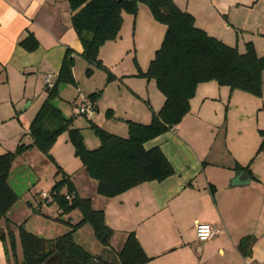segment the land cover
Segmentation results:
<instances>
[{
    "label": "crops",
    "instance_id": "1",
    "mask_svg": "<svg viewBox=\"0 0 264 264\" xmlns=\"http://www.w3.org/2000/svg\"><path fill=\"white\" fill-rule=\"evenodd\" d=\"M174 1L181 10L193 15L195 25L209 35L238 50L240 45L252 42L257 53L264 51V0ZM72 15L67 0H0V155L32 141V117L47 97L45 77L59 72L67 50L75 52L76 64L82 59L83 45L73 27ZM165 33L166 26L154 18L145 4H140L136 15L123 13L119 37L106 42L99 52L115 78L89 92L101 91L92 116L97 117V125L125 137L127 120L148 124L153 114L160 111L165 96L155 80L136 74L139 69L148 70ZM29 35L38 42L33 51L20 44ZM32 85L34 89L29 91ZM228 88L215 81L199 84L191 110L181 123L145 144L147 149L160 147L175 169L174 175L162 182H147L117 197L106 198L98 194L97 181L83 165L75 161L78 170H70L59 164L70 175L78 195L90 198L94 209L104 211L107 224L114 231L111 242L119 235L117 251L127 235L134 232L150 258L145 264H264V183L249 169H243L248 168L245 155L252 154L258 141L255 138L249 148L243 149L247 151L244 155L214 151L209 145L214 135L212 123L220 109V103L215 108L211 104L219 99L230 102L236 97L237 110L243 108L244 102L260 105L259 101ZM32 108L31 115H27ZM92 118L87 120L94 122ZM74 126L84 133L77 126L76 117ZM261 129L264 126L258 128ZM92 143L93 149L100 146V140ZM242 173L249 178L244 176L245 181H241ZM59 179L60 176H54L53 180ZM87 182L91 192L85 189ZM198 225H209L218 232L202 240ZM0 226L6 227L4 220ZM14 234L19 247V231ZM247 236L252 237L249 256L238 248ZM14 263L7 241L0 238V264Z\"/></svg>",
    "mask_w": 264,
    "mask_h": 264
},
{
    "label": "trees",
    "instance_id": "2",
    "mask_svg": "<svg viewBox=\"0 0 264 264\" xmlns=\"http://www.w3.org/2000/svg\"><path fill=\"white\" fill-rule=\"evenodd\" d=\"M72 15V23L82 45L81 56L89 65L105 68L99 57L101 47L119 37L123 26V13L136 15L140 4L147 5L154 18L166 26V33L160 48L151 61L148 70L139 69L137 77L155 80L158 89L165 96V103L154 113L148 124L127 120L128 135L119 136L108 132L92 120L90 127L100 140V146L89 149L80 128L74 126V116L67 117L56 100L60 98L64 85H76L74 76L75 52L68 49L63 59L57 79L52 88L46 87L47 97L32 120L29 136L32 141L20 143L16 150L0 155V238L10 240V247L16 255L18 243L8 214L17 203L19 196L10 184V175L18 157L32 149L51 157L50 152L57 139L68 132L69 140L75 148V156L80 159L88 175L97 181V192L106 198L117 197L141 184L162 182L173 176L175 169L158 146L147 149L145 144L181 123L191 110V100L201 83L215 81L231 90H241L256 97L263 95L264 55H258L252 42L246 43L245 52L209 35L195 25L190 13L181 10L174 0H67ZM27 51L37 48L33 35L20 42ZM138 66L137 62H135ZM90 75L92 69H87ZM110 74L108 80H114ZM100 92L88 96L93 105ZM110 115V110L107 116ZM262 138L257 154L264 151V129L259 130ZM243 169H248L244 167ZM57 176L50 194L65 212L80 210L81 220L72 231L57 238L47 239L25 230H19V244L22 249L23 264H44L54 260V264H88L94 257L74 239V231L89 223L95 236L104 245H110L114 235L107 224L103 210L93 208L90 198L78 195L70 175L58 166ZM63 188L67 189L62 194ZM67 196H71L67 199ZM8 232V233H6ZM252 237L243 238L238 246L241 253L249 256ZM97 260L103 264H145L150 258L145 254L134 232L127 235L124 245L118 251L117 262Z\"/></svg>",
    "mask_w": 264,
    "mask_h": 264
},
{
    "label": "rangeland",
    "instance_id": "3",
    "mask_svg": "<svg viewBox=\"0 0 264 264\" xmlns=\"http://www.w3.org/2000/svg\"><path fill=\"white\" fill-rule=\"evenodd\" d=\"M239 48L240 52H245L246 45H240ZM258 53L264 55V51L262 50H259ZM74 68L76 85H64L61 89L60 98L55 103L58 107H63L66 116H72L75 111L76 115L74 114L75 116H73L77 118V126H81L84 130L83 135L86 146L92 148L94 146L92 141L98 142L99 139L91 129L87 117L92 118V116H95V112L87 115L80 114L79 109L83 103L87 102L89 92H93V88L103 86L104 82H111L108 78L112 74V71L88 65L83 57L77 64L75 58ZM89 68L92 69L90 75L87 73V69ZM106 69L108 68L106 67ZM33 89L32 85L29 91ZM37 92H40V89ZM235 93L259 101L260 105L258 107L249 102H244L243 108L237 110V105H235L237 102L236 97H232L230 102L227 99L221 102V99H219V101L215 102L216 104L208 105L215 108L220 103L218 116L215 117L212 114L215 117V121L212 123L214 124V135L210 137L209 145H211L214 151L221 149L222 151L227 150L232 153L243 152L244 155L247 151L242 150L249 148L251 142L256 138V141H258L256 149L252 154H246L244 158H246L245 162H247L249 171L255 178L264 183V151L257 154L262 142L258 128L264 126V88L262 98H256L240 90H235ZM25 107L26 105L21 110H24ZM33 109L28 111L27 115H31ZM93 120L98 124L97 117H94ZM57 140V143H55L50 152L51 157L41 153L37 149H33L28 154L18 157L13 166L10 184L19 196L17 203L8 214L9 221L11 222L10 230L13 232L19 231L22 226L25 230L40 237L53 239L72 231L75 224L82 218L81 211L78 209L65 213L50 194L56 182L53 179L54 176H57L58 166L61 167L60 163L64 164V167L67 166L70 170H78L74 165L75 161L82 167V162L75 156V148L69 140L68 132L61 134ZM243 155H241V158ZM61 169L64 171L62 167ZM84 186L88 192H91L88 182ZM44 192L49 194L47 199L42 197ZM66 192V188H63L61 191L62 194H66ZM73 235L75 241L89 251L94 259L97 260L98 258L107 262L118 261L117 248L119 235L116 236L110 245H104L99 242L89 223L75 230ZM7 247L11 260L16 264H23L21 246L17 248L16 255L10 247L9 239L7 240Z\"/></svg>",
    "mask_w": 264,
    "mask_h": 264
},
{
    "label": "built area",
    "instance_id": "4",
    "mask_svg": "<svg viewBox=\"0 0 264 264\" xmlns=\"http://www.w3.org/2000/svg\"><path fill=\"white\" fill-rule=\"evenodd\" d=\"M58 74L57 73H48L45 77V84L47 88H52L55 84V81L57 79ZM93 105L87 100L86 103H83L82 106L79 109L80 114H89L92 113ZM42 197L44 199H47L49 197V194L44 192L42 194ZM71 196H67V199H70ZM199 236L202 240L210 239L214 237L217 234V230H215L213 227L209 225H198L197 226Z\"/></svg>",
    "mask_w": 264,
    "mask_h": 264
},
{
    "label": "water",
    "instance_id": "5",
    "mask_svg": "<svg viewBox=\"0 0 264 264\" xmlns=\"http://www.w3.org/2000/svg\"><path fill=\"white\" fill-rule=\"evenodd\" d=\"M244 176H246V179H248L249 177H248V175H247V173H242V175H241V177H240V180L241 181H245L244 179ZM44 264H54V260H50V261H48V262H46V263H44ZM88 264H103V263H101V262H99L98 260H96V259H91L90 261H89V263Z\"/></svg>",
    "mask_w": 264,
    "mask_h": 264
}]
</instances>
